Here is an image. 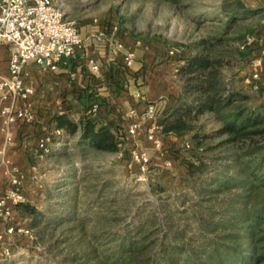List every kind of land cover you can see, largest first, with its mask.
I'll list each match as a JSON object with an SVG mask.
<instances>
[{
	"label": "trees",
	"instance_id": "1",
	"mask_svg": "<svg viewBox=\"0 0 264 264\" xmlns=\"http://www.w3.org/2000/svg\"><path fill=\"white\" fill-rule=\"evenodd\" d=\"M248 8L231 0L224 10L236 18ZM222 38L203 37L194 52L182 55L180 94L159 118L165 134L192 132L196 147L184 159L181 178L171 179L182 183L183 208L169 203L172 195H158L160 216L147 199L129 208L142 192L114 188L111 177L88 181L92 154L122 151L131 163L133 144L120 120H99L89 111L79 118L66 111L54 116L62 133L51 148L69 156L65 146L77 135L73 147L83 155L80 163L63 169L42 205L26 199L13 209L39 233L68 224L66 230L84 234V247L59 255L55 264H264V88L240 84L235 72H226L235 58L245 60L252 51L245 40L226 56L218 49ZM205 113L219 123L210 131L193 123ZM155 184L157 192L168 190Z\"/></svg>",
	"mask_w": 264,
	"mask_h": 264
},
{
	"label": "rangeland",
	"instance_id": "2",
	"mask_svg": "<svg viewBox=\"0 0 264 264\" xmlns=\"http://www.w3.org/2000/svg\"><path fill=\"white\" fill-rule=\"evenodd\" d=\"M227 1L231 0H72L71 5H66L64 2L62 7L66 15L78 10L77 16H67L75 19L76 22L94 20L108 26L114 21L122 29L137 37L150 38L163 43L168 50L173 49L178 54L179 65L182 55L189 51L194 52L196 49L193 44L203 37H223L218 49L221 48L226 56L232 53V49L242 47L245 40L249 42L253 52L255 40L264 32V4H262L264 0H243L249 8L242 14L236 15V18L224 10ZM252 52L245 60L235 58L234 64L227 67L226 72L229 74L235 72L240 84L264 85L260 69L257 77L253 75L260 65H256L254 61L261 57H252ZM177 80L178 84L182 85L179 74ZM193 123L196 127L202 125V129L206 131L216 128L219 124L212 118L211 113H205ZM163 134L164 144L160 150L154 148L144 138V130L141 131V137L137 138L138 143L151 155V164L148 172L144 174L145 179H138L143 173L138 170L135 163L131 164L127 159L121 158L119 152H97L90 157L95 161V166L90 169L92 175L88 181H103L111 177L115 183L114 188L122 186L125 189L142 192L132 197L133 201H130L129 208L147 199L151 202L149 208H155L157 215L160 216L162 210L158 195H172L169 203L183 208L182 196L178 194V188L182 187V183L180 180L174 182L171 179L175 175L181 178L180 175L184 173V159L189 158L190 152L196 149L191 139L192 132L167 134L163 132ZM221 138L222 136L215 137L205 143H216ZM76 141L77 135L65 146L70 149L69 156L57 155L59 149L52 148L49 153L33 158L31 164L36 166L37 170L35 173H26L24 178V185L27 183L29 186L26 192L27 199L42 205L45 200L43 193L48 187L54 186L55 180L63 175V169L73 163H80L83 155L79 149L73 147ZM134 142L131 138V144ZM169 159L172 160L171 166L165 164ZM0 178L4 181V188L8 186L10 183L8 173L0 174ZM157 182L166 185L168 190L157 192L155 184ZM186 206L188 203L185 204ZM16 218H22L19 212L14 214V220ZM67 225L63 224L42 233L34 229L33 236H7L6 241L11 244L16 243L19 248L8 257H0V264L57 263L60 259L59 255L84 247V234L75 230H66ZM4 229L5 221L0 217V231Z\"/></svg>",
	"mask_w": 264,
	"mask_h": 264
},
{
	"label": "crops",
	"instance_id": "3",
	"mask_svg": "<svg viewBox=\"0 0 264 264\" xmlns=\"http://www.w3.org/2000/svg\"><path fill=\"white\" fill-rule=\"evenodd\" d=\"M53 1L62 10L64 2L66 5L72 2ZM71 12V15L66 16L78 15V10ZM97 22L77 21L84 42L77 48L75 55L63 59L58 68H45L34 61L26 64L25 84L33 87L34 93L27 101L16 98L13 102L17 105L27 102L36 118L32 123L14 126L13 144L5 149L3 156L9 162L0 159L1 175L8 173L11 166L18 167L24 178L26 173L36 172L37 167L31 164L33 158L44 155L38 148L39 139L46 130L55 127L53 118L56 114L66 111L79 118L84 111H89L91 116L99 120L116 118L126 126V113L130 107L142 112L147 103L153 102L160 118L178 99L181 85L177 80L179 59L175 50L171 52L163 43L154 39L137 37L114 21L108 26ZM115 26L118 29L115 30ZM100 31L106 32V36H94ZM115 41L123 43L122 49L117 48ZM11 50L10 44L0 46V73L3 75H9ZM129 51L135 53V60L130 67L124 61V55ZM253 56L262 58L257 71L260 69L264 81V32L255 40ZM93 63L98 67L93 68ZM260 86L264 88L263 84ZM2 95L3 90L0 89V108L4 103L11 102L10 98L2 99ZM93 107L96 110H92ZM5 141L0 115V148L5 147ZM24 181L22 189L27 199L29 186L27 183L24 185ZM3 191L2 180L0 195Z\"/></svg>",
	"mask_w": 264,
	"mask_h": 264
},
{
	"label": "built area",
	"instance_id": "4",
	"mask_svg": "<svg viewBox=\"0 0 264 264\" xmlns=\"http://www.w3.org/2000/svg\"><path fill=\"white\" fill-rule=\"evenodd\" d=\"M114 29H118V26ZM106 34L100 31L94 36L102 38ZM83 42L84 37L76 20L68 18L53 0H0V46L12 45L8 64L9 75L0 73L2 99H11V102L4 103L0 108L2 130L6 135V145L0 148V159L3 162H9L3 156L5 149L13 144L14 126L32 123L36 118L27 102L21 105L13 102L16 98L27 101L34 93L33 87L25 84L26 64L34 61L42 67L56 69L63 59L73 57ZM115 43L119 50L122 49L123 43L120 41ZM171 52L174 50L171 49ZM134 60L133 51L124 55L126 66L130 67ZM254 62L258 65L261 59H256ZM97 67L98 65L93 63V68ZM253 75L257 77L258 71L256 70ZM92 110H96V107ZM126 115L128 137L135 141L131 149V164L136 163L143 173L138 179H145L144 174L149 170L151 155L138 143L137 138L141 137V131L144 130V138L157 150L162 149L164 134L159 124V112L155 103L149 102L144 111L139 112L135 107H130ZM60 133L62 129L55 127L43 133L38 142L42 154L51 151L54 137ZM119 153L122 155L123 152ZM165 164L171 166L172 160H167ZM8 175L10 183L0 195V217L5 221V229L0 231V257H8L19 248L18 245L14 247L6 241L7 236H13L15 233L33 236L34 230L24 226L22 218L14 220V205L26 200L22 189L24 174L18 167L11 166ZM0 184H2L1 178Z\"/></svg>",
	"mask_w": 264,
	"mask_h": 264
}]
</instances>
